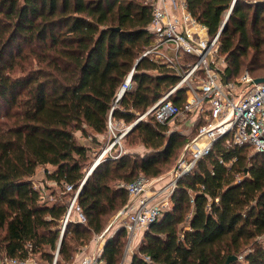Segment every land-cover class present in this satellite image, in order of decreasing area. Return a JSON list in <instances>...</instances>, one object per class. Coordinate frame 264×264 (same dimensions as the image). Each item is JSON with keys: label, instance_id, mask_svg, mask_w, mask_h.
<instances>
[{"label": "trees", "instance_id": "obj_1", "mask_svg": "<svg viewBox=\"0 0 264 264\" xmlns=\"http://www.w3.org/2000/svg\"><path fill=\"white\" fill-rule=\"evenodd\" d=\"M231 2L186 0L211 37ZM150 21L144 0H0V259L39 255L52 264L58 249L56 264H71L78 246L125 206L124 186L159 177L187 144L153 115L140 119L125 135L148 151L99 162L76 200L85 222L73 213L60 238L69 199L86 175L89 148L80 139L98 140L109 118L132 125L179 80L165 65L139 58L153 39ZM219 43L226 80L244 71L264 78V0H236ZM132 69L133 88L112 109ZM169 99L181 106L185 88ZM249 151L215 141L177 180L130 264H225L233 255L243 261L230 264H264V153ZM39 167L65 201L44 200L34 183ZM126 243L120 225L105 238L101 264H123Z\"/></svg>", "mask_w": 264, "mask_h": 264}, {"label": "built area", "instance_id": "obj_2", "mask_svg": "<svg viewBox=\"0 0 264 264\" xmlns=\"http://www.w3.org/2000/svg\"><path fill=\"white\" fill-rule=\"evenodd\" d=\"M235 1L232 0L217 33L211 37L206 27L192 17L186 0H144V4L151 8V21L147 30L153 39L139 58L145 57L165 65L179 80L143 117L151 114L160 124L190 117L192 125H200L197 126L196 135L185 145L186 153L182 155L172 170L171 178L165 184L156 189L158 182L163 181L162 177L149 179L140 176L124 186L127 201L115 218H123L120 225L126 230L125 254L133 251L149 226L169 207L170 196L177 180L190 172L197 160L210 152L215 141L225 138L227 146H247L252 154L264 153V83L254 84V79L247 71L234 81L226 80V62L218 53L220 32ZM133 72L134 69L120 85L112 109L124 93L133 88ZM182 87L185 88L186 99L178 106L169 98ZM107 127L112 132L114 126L110 118ZM130 127L131 125L121 129L118 138L109 143L102 154H110L115 149L110 158L117 159L123 152L120 141ZM113 136L115 138L114 134ZM201 139L205 140L203 145H199ZM116 146H119L118 149ZM94 167L89 169L69 199L62 219L60 238L73 213L75 219L85 222L76 200L86 176ZM65 191L71 192L72 186L66 185ZM109 228L110 226L98 237L101 244L98 253L82 256L79 264L102 263L101 251ZM57 257L58 249L54 253L52 264H56ZM237 260L243 261V256L239 255ZM27 261L32 259L20 261L4 257L0 259V264H25Z\"/></svg>", "mask_w": 264, "mask_h": 264}, {"label": "rangeland", "instance_id": "obj_3", "mask_svg": "<svg viewBox=\"0 0 264 264\" xmlns=\"http://www.w3.org/2000/svg\"><path fill=\"white\" fill-rule=\"evenodd\" d=\"M189 119L190 117H187L185 119L178 118L175 121L169 122V124L167 125L169 131H177L181 133L183 136H185V138L187 139V143H189L192 140L193 136L197 132L196 130L197 124L192 125ZM113 126L114 127L112 128V132L107 131L106 134H104L103 136H98L97 138L98 140L96 141H90L87 138L80 139V141L85 143V145L89 148L88 159L84 163V169H83L84 173L87 174V172L92 166H96L99 162L107 159L108 157L110 158V154H114L115 149H113L110 154L109 153L102 154V152L109 143H111L113 140H116V138H118L121 129H124L128 125L125 124L124 122L117 123V124H115L114 122ZM113 134L115 135V138ZM78 135H80V133H78ZM138 141H139L138 138H136L135 136H130L129 138L126 139V135H124L120 141L121 146H122V151H123L122 154L126 153L127 151H131V152L135 151V152H140L142 154L145 152V150L148 151L147 149L143 147V145H140ZM118 147L119 146H116L115 148L118 149ZM250 151L248 152V155L252 154ZM185 153L186 152H185V146H184L179 151L177 158H175L170 164L163 166V174L159 176L163 178V181H160L158 183H161V185H163V183L165 184L168 181V179L171 178L172 170L176 167L182 155ZM185 157L187 158V155H185ZM46 169L48 171L51 170L50 167H47ZM34 183L37 187L40 188L41 194L45 198L44 200H47L48 202H54L56 199L60 197H62L64 201L66 200V197L62 196L61 194L62 188L57 187L54 182L47 180L42 167H39L37 169L35 176H34ZM157 188L158 187L156 186V189ZM118 212L110 216L109 218H107L105 228L101 232L103 233L110 226L105 237H107L109 233L113 232L117 227L120 226V223L123 220V218L122 216L119 218H115ZM100 234L94 235L91 241L87 245L78 246V250H79L78 254L83 253V255H96L101 246L100 239L98 238ZM129 254L130 252L125 255H129ZM30 259L36 262H40L41 264H51L44 259H40L39 255H34Z\"/></svg>", "mask_w": 264, "mask_h": 264}, {"label": "crops", "instance_id": "obj_4", "mask_svg": "<svg viewBox=\"0 0 264 264\" xmlns=\"http://www.w3.org/2000/svg\"><path fill=\"white\" fill-rule=\"evenodd\" d=\"M204 143H205V140H204V139H201V140L199 141V145H203ZM163 184H164V183H163ZM160 186H161V183H158V184H157V187H160ZM35 187H36V188H39V187H37L36 185H35ZM138 244H139V243H138ZM136 247H137V245L134 246V249H135ZM132 252H133V251H132ZM132 252H130L129 255H126L123 264H130ZM82 256H84L83 253H82V254H78V255L76 256V258L74 259V261H73L71 264H79V260H80V258H81ZM25 264H41V263L32 260V261H27Z\"/></svg>", "mask_w": 264, "mask_h": 264}, {"label": "water", "instance_id": "obj_5", "mask_svg": "<svg viewBox=\"0 0 264 264\" xmlns=\"http://www.w3.org/2000/svg\"><path fill=\"white\" fill-rule=\"evenodd\" d=\"M229 17V16H228ZM226 22H227V20L225 21V23H224V25H223V28H224V26H225V24H226ZM222 28V29H223ZM135 67V66H134ZM253 83L254 84H260V83H264V78H256V79H254V81H253ZM112 113V112H111ZM142 117H143V115L142 116H140L139 117V119L136 121V122H134L132 125H131V127L129 128V130L140 120V119H142ZM93 169H91V171H92ZM88 177V175L86 176V178ZM86 178H85V180H86ZM85 182V181H84ZM237 260V257L236 256H230L227 260H226V262H225V264H230L231 262H235Z\"/></svg>", "mask_w": 264, "mask_h": 264}]
</instances>
